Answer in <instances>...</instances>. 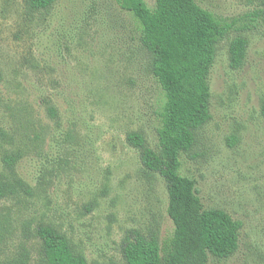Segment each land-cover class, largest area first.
<instances>
[{
	"label": "rangeland",
	"instance_id": "374dc122",
	"mask_svg": "<svg viewBox=\"0 0 264 264\" xmlns=\"http://www.w3.org/2000/svg\"><path fill=\"white\" fill-rule=\"evenodd\" d=\"M195 2L240 21L216 46L211 119L179 174L194 179L204 209L242 225L236 252L208 264H264V0ZM236 37L247 50L234 70ZM163 103L140 26L115 0H57L47 10L0 0V264H42L38 225L63 234L87 264H125L133 233L168 238L166 187L127 142L139 133L158 150Z\"/></svg>",
	"mask_w": 264,
	"mask_h": 264
},
{
	"label": "trees",
	"instance_id": "16d2710c",
	"mask_svg": "<svg viewBox=\"0 0 264 264\" xmlns=\"http://www.w3.org/2000/svg\"><path fill=\"white\" fill-rule=\"evenodd\" d=\"M56 1L28 3L33 10H47ZM115 2L139 24L140 45L150 58V73L164 96L158 150L146 147L139 133L128 134L127 142L139 150L144 168L162 179L168 195L166 212L173 224L172 234L161 243L133 233L123 248L125 264H208L209 256L227 259L238 249L241 223L222 210L204 209L194 179L181 176L179 168L181 155L194 145L196 130L211 119L208 76L216 46L240 19H217L195 0H155L153 8L144 0ZM246 50L244 38L230 42L231 69L243 65ZM230 141L233 145L235 137ZM4 195L0 186V200ZM35 235L42 264H87L52 226L38 225Z\"/></svg>",
	"mask_w": 264,
	"mask_h": 264
}]
</instances>
